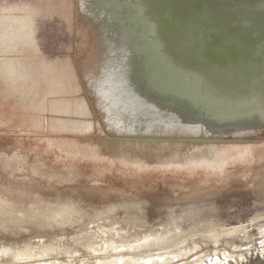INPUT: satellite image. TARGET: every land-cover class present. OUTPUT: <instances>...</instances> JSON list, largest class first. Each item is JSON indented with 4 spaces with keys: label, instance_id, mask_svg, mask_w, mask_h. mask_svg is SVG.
<instances>
[{
    "label": "rangeland",
    "instance_id": "1",
    "mask_svg": "<svg viewBox=\"0 0 264 264\" xmlns=\"http://www.w3.org/2000/svg\"><path fill=\"white\" fill-rule=\"evenodd\" d=\"M117 1L0 0V15L7 13L6 7L18 6V14L32 8L36 27L31 34V26L18 21L13 29L26 30L27 37L18 36L21 44L12 49L2 48L0 42V69L7 72L13 66L24 73L23 82L9 83L7 91L0 89V250L33 247L35 254L17 259L0 253V264H97L110 253L105 250L107 240L115 239L116 245L127 248L157 233L180 237L160 244L154 252L179 254L169 264H264V254H252L264 245V122L227 132L176 123L154 124L145 130L146 121L139 122L134 112L130 116L125 106L138 108L132 96L124 95L125 89L143 90L142 80L147 79L155 90L179 87L197 92L200 87L205 90L203 97L195 94L191 108L199 116L225 119L229 92L220 89L221 101L216 102L209 99L214 91L204 88L214 87L212 82L218 80L233 81L218 72L226 63L241 66L236 33L224 31L222 36L229 40L209 43L210 31L192 30L191 39L203 46L199 56L216 66L203 75L208 83L199 82L190 67L181 65L179 47L163 41L160 19L139 13L150 0L131 1L139 8L140 29L150 21L149 33L138 32L134 17ZM217 3L198 0L194 6L205 5L204 13L213 17L209 8ZM169 14L167 24L172 22ZM230 23L231 31L237 22ZM8 28L4 25L0 30L8 32ZM138 34L151 42L150 63L168 62L169 70L150 69L144 77L132 73L136 59H142L134 43ZM33 35L40 48L36 52ZM228 45L233 49L227 54ZM260 45L249 55L252 60L264 57ZM152 77L164 83L153 84ZM124 78L129 85H122ZM235 78L240 83L249 79L245 91L264 82L259 74ZM146 93L150 97L152 91ZM214 103L221 113L211 110ZM240 225H246V231L227 233Z\"/></svg>",
    "mask_w": 264,
    "mask_h": 264
},
{
    "label": "bare ground",
    "instance_id": "2",
    "mask_svg": "<svg viewBox=\"0 0 264 264\" xmlns=\"http://www.w3.org/2000/svg\"><path fill=\"white\" fill-rule=\"evenodd\" d=\"M118 1L119 2L121 1L122 8H124V10H126V12L129 13L131 17H134L133 21H135L137 23L136 24L137 25L136 30L138 32H141V31L145 32L146 31V33L147 32L149 33V31H150L149 25H151L150 21H147L149 23H147V22L144 23L143 24L144 27L142 28V30L140 29L141 24H139V22H137V16H138L137 11L139 8H137V6L132 7V4H131V1H134V0H125V1L124 0H118ZM150 1H151V3H150ZM150 1H149L148 5H146L145 7L142 6V8L139 9V13L143 12L146 16H150V18L155 17L158 20L160 19L158 22L159 25L158 24L157 25L160 27V30L164 32L163 41L165 43L168 42V44L171 46L174 45L175 47L176 46L179 47V53L181 55L179 57L182 58V60L181 59L180 60L183 61V64L181 62V65H183L186 68L190 67V69H188V70L191 71L193 74H196V77L199 78L198 79L199 82L208 83L209 81H207V76H203V75L204 74L209 75V73L211 71L216 69V66L212 62L209 63L205 58L202 59V57H200L201 56L200 51L202 50L203 46H201L199 44L200 42H197L198 40H192L191 39L192 37L190 34H191L193 29L196 30L197 28H199V29L204 28L205 30H203V31H206V30L210 31L211 36L216 35V37H217L216 39H213V37L210 36L211 39L209 40V43L210 42L212 43L213 41H215L214 43H220V42H224L225 40H229V38H230L229 36H226L224 34L222 36V33L224 31L227 33L228 32L236 33V35H234V37L236 36L235 40L239 41V43H238V44H240V47H239L240 51L239 52L241 53L238 55V57L242 55L243 59H242L241 66H239L238 68L234 67L233 63H231L230 66H227L229 64L226 63L225 65L220 67L221 72L220 71L218 72V76L219 77H225V78L228 77L229 80H233L231 83L225 84L222 81L218 80L216 82H212L215 84L214 87L210 86L208 88H204V89H210V90H212V92L214 91L215 96H214V93H211L210 94L211 98L209 97V99H210V101L213 100L216 102L221 101L218 97L219 95L222 94V93H220L221 92L220 89L224 90V91H222L223 94L229 92L228 95L229 96L231 95V97L228 98L227 101L230 103V105L228 108H225V111H224L229 116L226 117L225 119L222 118V119H216L215 120L213 118H206L205 116H202L201 113L199 116L198 114H196L197 111L195 112V110H193L191 108L190 104L193 103L192 100L195 99V94H199L201 97H203L202 92H205V90L199 89L200 87H198L197 92L184 91V90H181V88H179V87H176L175 88L176 90L175 89L170 90V88H167V87L165 89L159 88V90H155L154 88H152V89L150 88L149 83H147V79H146V81L142 80L143 82H146V88L143 90L125 89L124 95H126V96L128 95L129 98L132 96V98H134L133 99L134 105L136 104L138 107V108H135L133 106L132 107L133 109H128V107H130L129 103H125L126 110H129V111H127V113L130 114V116H133L131 114H132V112H134L137 115H139V120H138L139 122L146 121V123L143 122L145 124L143 129H145V130L154 124L166 125V124L176 123V124L186 125L188 127H192L195 129H200V130L203 128H210L212 130L227 132V131H231V130L234 131L237 129H241L247 125H254V124L263 123L264 122V82L263 81L261 82V85H262L261 87H258V86L256 87L255 86L256 84H253L254 86H252L251 88H248L245 91V88L243 85H245L247 82H249V79L243 83H240L238 80H236L235 77L241 76V77L245 78V74H251V75L252 74H259V75L263 76V80H264V68L260 67L261 63L264 62V57H260L259 59H255V60H252L249 57V55H251L252 53H254L256 51V46L259 45L260 43H261V45H263V48L260 49V51L262 54H264V8L260 7L261 4L264 6V0H217L218 3L209 8L210 10H212L213 17H211V16L207 17V15L204 13V11H205L204 8H206L205 5H203L201 8H195L194 4H196L198 2V0H195V2L193 0H177V1H175V0H150ZM103 2H105V1H103ZM17 4H19V3H17ZM124 4H126V5H124ZM137 4H138V2H137ZM17 8H18V6H17ZM26 8H28V7H26ZM12 9H14L13 6L9 7V14L0 16V20H2V19L5 20V23L0 22V24H3V25L6 24L7 28L9 27L8 29H10V31H8V32H6V31L3 32L0 30V39L5 40V42L1 45H4V47H7L8 49H12V48H15L18 46V39H17L18 36H20V35L26 36L28 34V32L26 30L25 31L21 30L22 31L21 32L19 29H17V30L13 29L18 21H21L20 24L23 27L31 26L30 32H31V34L34 33L32 30L33 26L31 25L32 21H33L31 19V17L29 16V18H28V16H19L16 13H13ZM110 11L112 13V10H110ZM171 11H173L175 13L172 16L169 14V12H171ZM104 13L105 12H103V14ZM111 13H110V15H111ZM167 13L170 15V17L172 19V22L169 24H167L168 23V20H167L168 17L166 16ZM84 15H85L84 13L81 14V16H84ZM177 16H179V17H177ZM116 18H117V16H116ZM231 20L236 21L237 24L232 26L233 28L230 31V28L232 25L230 23ZM244 20H248V21L250 20L251 23L244 25V26L240 25L239 23L240 22L242 23V21H244ZM135 22H133V23H135ZM153 24H155V23H153ZM240 31H243V32H240ZM200 32H202V31L200 30ZM212 32H214V34ZM218 32L220 34L217 35ZM238 34H240V36H237ZM262 34H263V36H262ZM237 41H234V42L236 43ZM134 43L136 46V47L135 46L134 47L137 49L138 52H140V57L142 59H139V60L136 59L137 62L134 63L133 72H132L133 74L138 75V73L140 72L144 77V76H146V74L148 73V70H150V69L155 70V72L161 70V69H158L161 67H164V69L169 70L166 68V66L168 65V62H167V64H165L162 61H160L159 63L158 62L153 63V64L150 63V59H149L150 56L148 54V48L151 45V42H149L148 36H146L144 34H142V35L138 34L137 37H135ZM206 44H207V42H206ZM32 45L34 46V44H32ZM229 45H228V47H226L227 54L230 53L229 50L233 49V48L231 49ZM142 47L144 49L139 50V48L141 49ZM164 48H165V46H164ZM23 49H26V48L24 47ZM163 52H164V50H163ZM159 56H162V55H159ZM159 56H154V58H156V57L159 58ZM167 59H168V57H167ZM214 59H216V58H214ZM159 60H161V59H159ZM179 64H180V62L176 63L175 64L176 67ZM191 65H193V67H191ZM8 66H9V68H11L10 66H12V64H9ZM1 67H3V64L1 65ZM139 67H140V69H139ZM9 68H8V70H9ZM169 68L171 69L170 66H169ZM182 70H183L182 72H186V70H184V69H182ZM171 71H172V69H171ZM171 71H170V73H171ZM178 73H179V71H178ZM22 75H23V80H24V73L20 70H15L13 66H12V69L7 71V72H4V70L0 69V89L2 91L9 90V89H6L10 85L9 83H17V82L22 81ZM199 75H202V77H200ZM191 76H193V75H191ZM215 78L217 79V77H215ZM161 79L153 78V77L151 78V80H153L152 81L153 84H154V81L158 82L159 84H161V83L163 84L164 79H162V80ZM180 80H181V77H180ZM136 81H137V79H136ZM127 82H129L128 79L124 78L122 81V85L124 83H127ZM127 84H125V86ZM179 84H181V83H179ZM183 84H182V86H183ZM11 89L14 92L18 91L17 89H13V88H11ZM114 90H115V88H114ZM110 91H111V89H110ZM147 91H149V92L152 91V94L150 97L147 96V93H146ZM20 92H25L26 94H28L29 90L22 89V90H20ZM100 93H103V92H100ZM123 93H124V91H123ZM191 96H193V97H191ZM121 101H122V99H121ZM223 102H226V101H223ZM227 103H225V104H227ZM58 104H59V102H58ZM225 104H221V105H225ZM130 105L132 106V103H130ZM217 106H218L217 103H214V106L211 107V110H213L215 112L219 111V113H221L222 109L220 107H217ZM58 108H60V107H58ZM51 109H53V108H51ZM204 114H206V113H204ZM143 118H147L148 120H142ZM171 122H173V123H171ZM133 130H135V129H133ZM128 145H130V144H128ZM245 147H244V149H245ZM247 149H248V147H247ZM253 152H256V148L252 147V153ZM231 153H232V150H231ZM130 162H132V161H130ZM210 162H212V161H210ZM220 163H223V162L220 161ZM184 165H186V164H184ZM224 165L225 164L223 163V166ZM209 166H211V165H209ZM196 168H198V167H196ZM245 229H246V225L234 226V227L228 228L227 233L236 232V231L245 230ZM240 233H241V231H240ZM224 234H225V232H224ZM217 235L218 234H216V236ZM179 238L180 237L178 234H174V235H170V236H163L162 234L157 233V234H154L153 237H151V239H149V236H146L145 241H143V242L137 241L133 245H128L127 248H124L125 244L118 246V245H116L115 239H110V240H107L105 242V245H106L105 250L110 252L107 257L103 258V259H106V261L102 262L103 261L102 260V261H99L97 264H164V263L160 262L161 260H165L166 261L165 264H169L170 261H172V259L179 256V254H174V253L168 252L165 254V256H162V255H160V253H154V252H155V250H158V247L160 244L165 243L167 241L176 242L179 240ZM31 248H33V247H31ZM31 248H28V249L26 248V250H17V249H13L11 247H3L0 250V253H4V254L11 253L15 258L18 259L20 256H24V255H27L28 257L34 256L35 254L33 255V252H32L33 250ZM94 250H96V249H94ZM141 251H143V254H148L147 257H145V256H144L145 258L137 257L136 253L141 252ZM127 254H130V256H126ZM252 254L253 255H259V256H260V254L263 255L264 254V245L262 246V248L256 250ZM217 263H218V261H217ZM18 264H23V263L18 262ZM51 264H53V263H51ZM225 264H227V263H225Z\"/></svg>",
    "mask_w": 264,
    "mask_h": 264
},
{
    "label": "crops",
    "instance_id": "3",
    "mask_svg": "<svg viewBox=\"0 0 264 264\" xmlns=\"http://www.w3.org/2000/svg\"><path fill=\"white\" fill-rule=\"evenodd\" d=\"M67 9L71 6V5H69V3L67 2ZM14 7V9H12V12L13 13H16L17 15H19V16H28V18H29V16L31 17V19L33 20L32 21V26H33V32L35 33V29H36V27H35V21H34V16L31 14V13H33V9L32 8H30V7H28V8H24V10H23V12L24 13H22V14H18V10H19V8H17L16 6H13ZM69 10V9H68ZM5 12H7V13H5V14H2V15H7V14H9V7H6L5 8ZM31 12V13H30ZM68 13H70L69 11H67V14ZM2 15H0V16H2ZM0 22H2V23H5V20L4 19H2V20H0ZM1 26H4L3 24H0ZM6 25V24H5ZM0 26V27H1ZM34 37H36L35 35H33V38H32V40H34L33 42L34 43H37L38 44V39H34ZM0 42L2 43V42H5V40L3 39H0ZM19 42V41H18ZM4 46H2V48H3ZM33 47H35L36 48V45L34 44V46ZM5 49H8L7 47H4ZM38 49V50H37ZM40 50V48H39V44H38V46H37V48L35 49V52L36 51H39Z\"/></svg>",
    "mask_w": 264,
    "mask_h": 264
},
{
    "label": "flooded vegetation",
    "instance_id": "4",
    "mask_svg": "<svg viewBox=\"0 0 264 264\" xmlns=\"http://www.w3.org/2000/svg\"><path fill=\"white\" fill-rule=\"evenodd\" d=\"M175 1H177V0H175ZM194 2H195V0H193ZM226 3V2H225ZM222 4V3H221Z\"/></svg>",
    "mask_w": 264,
    "mask_h": 264
}]
</instances>
